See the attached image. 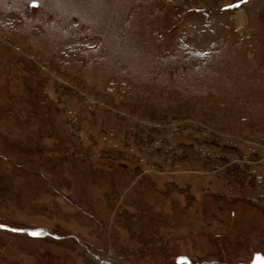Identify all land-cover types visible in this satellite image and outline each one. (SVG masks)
Listing matches in <instances>:
<instances>
[{
  "label": "rangeland",
  "instance_id": "1",
  "mask_svg": "<svg viewBox=\"0 0 264 264\" xmlns=\"http://www.w3.org/2000/svg\"><path fill=\"white\" fill-rule=\"evenodd\" d=\"M0 225V264H264V0H0Z\"/></svg>",
  "mask_w": 264,
  "mask_h": 264
},
{
  "label": "snow or ice",
  "instance_id": "2",
  "mask_svg": "<svg viewBox=\"0 0 264 264\" xmlns=\"http://www.w3.org/2000/svg\"><path fill=\"white\" fill-rule=\"evenodd\" d=\"M242 2H243V0H242ZM238 5H229V7H237ZM0 227H4L3 225H0ZM13 231H16L15 229H13ZM31 235H40L41 234V232H32V233H30Z\"/></svg>",
  "mask_w": 264,
  "mask_h": 264
}]
</instances>
